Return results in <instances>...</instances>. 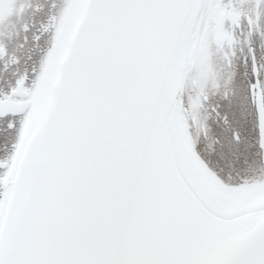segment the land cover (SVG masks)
<instances>
[{
    "label": "snow or ice",
    "instance_id": "1",
    "mask_svg": "<svg viewBox=\"0 0 264 264\" xmlns=\"http://www.w3.org/2000/svg\"><path fill=\"white\" fill-rule=\"evenodd\" d=\"M0 264H264V0H0Z\"/></svg>",
    "mask_w": 264,
    "mask_h": 264
}]
</instances>
